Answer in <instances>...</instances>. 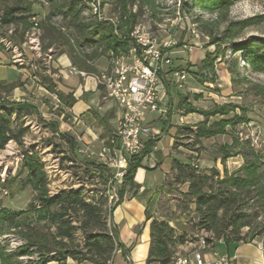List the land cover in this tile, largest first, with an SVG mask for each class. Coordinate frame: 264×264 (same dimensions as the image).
<instances>
[{"label": "rangeland", "instance_id": "obj_1", "mask_svg": "<svg viewBox=\"0 0 264 264\" xmlns=\"http://www.w3.org/2000/svg\"><path fill=\"white\" fill-rule=\"evenodd\" d=\"M32 1L37 27L32 25L26 31L23 43L16 45L8 38L12 35L13 27L3 29L6 35L0 37L1 40L8 41L5 45L0 43V55L7 58L9 65L26 69L30 80L34 82L33 84L29 82L30 89L25 95L13 99L11 93L8 100L22 101L35 108L31 115L12 116L13 127L23 125L27 129L26 134L20 144L9 141L0 151V175L4 169L7 170L6 175L0 177V211L7 209L24 212L35 194L29 186L24 187V180L28 176L27 172L23 171L24 154L36 156L40 161L38 164H42L47 190L51 196L60 191L82 188L84 198L89 200L94 194L107 196L109 189L108 184L101 183L96 175L90 174L91 167L87 170L89 174L85 173V166H91L90 162H96V154L107 143L101 144L98 140L94 141L95 143H87L83 133L74 129L69 108L60 103L56 83L62 81L61 76H65L69 68L61 70L57 67V58L60 57L57 56L59 51L57 46L46 51L42 50V30L39 23L47 14L48 5L41 3V0ZM214 2L215 0H155L152 9L145 8L140 21L146 24L149 33L158 43H162L171 36L176 44H180L170 55L172 64L167 71L169 68H177L186 75V79L180 83V86L168 76L166 77L174 102L170 106L172 118L169 123L176 128V131L173 134L174 143L172 147H168L170 159L164 166L163 184L154 192V200L150 206L151 218L159 222H167L174 231L173 239L183 237L184 245L197 244L199 238L203 236L196 225L198 217L193 204L183 195L187 191V185L175 182L176 173L171 168L174 162L171 158L190 166L194 161L198 166V174L213 176V183L224 179L248 181L247 185H243V193L246 195L242 196L244 200L242 211L246 214L248 226L241 229V234L252 237V242L264 247L262 209L264 208V73L250 69L252 50L234 51L235 44L247 43L252 39L264 44V0H238L229 10L223 12L215 9ZM101 8L102 20L93 16L89 10H86L84 15L98 22H110L113 25L110 21L113 17L110 15L106 0L101 1ZM53 23L61 26L62 22L57 18ZM34 28L37 31L34 37L39 49H31L29 45ZM192 28L199 34L198 39L191 37L189 31ZM1 33H3L2 30ZM183 44L188 47L185 51L181 49ZM10 45L16 46L17 50L15 51ZM206 54L213 56L215 71L213 82L210 81L213 77L207 70H200ZM128 57L129 54L125 53L114 56L113 67L116 68L126 62ZM15 58L21 60V64H14ZM98 59L99 62H108L106 57ZM95 66L99 73L108 70V68L105 70L104 65L98 62ZM228 66L235 68L234 76L228 73ZM88 75L95 76L86 73V76ZM44 77L49 78L54 85L53 93L42 83ZM204 79L208 82L202 84L201 81ZM16 83L19 88L25 90L22 83L19 81ZM41 86L48 94L40 90ZM71 89L74 90V87ZM177 94L188 97L190 104L199 110H212L215 105H229L231 109L236 106L237 108L232 111L230 109L226 116L210 117L206 122L210 125L219 120H228L229 125L224 128L225 133L211 138H202L197 143L194 134L197 126L204 121V117L196 112L191 115L189 123H185V119L181 123L180 117L183 115L181 108L176 107ZM1 96H5V93H1ZM82 97L84 98L85 94ZM95 109L98 111L96 106ZM98 112L102 114L101 111ZM240 116L244 117L242 122L231 124ZM91 120L88 118L85 123ZM49 124L56 125L59 134L66 132L76 139L78 149L73 155L69 153L57 134L51 132ZM97 125L94 121L91 126L95 128ZM186 128L189 130L187 131ZM106 135L104 129L100 128L97 133L98 139L107 137ZM250 165H256L258 171L251 174L248 171ZM215 172L218 173V177L214 175ZM106 176L108 177L109 174L106 173ZM162 180L160 169L151 171L146 187L153 189ZM214 185L219 186V184ZM120 187V183L114 185L117 192ZM22 218L23 216L19 220ZM16 232L18 231L0 222V249H5V254H15L16 259L13 261L15 264H33L38 260L37 255H20L25 242ZM76 239L80 243L83 242L80 234L76 235ZM181 246L183 245L171 246L175 257ZM0 264H3L1 260Z\"/></svg>", "mask_w": 264, "mask_h": 264}, {"label": "trees", "instance_id": "obj_2", "mask_svg": "<svg viewBox=\"0 0 264 264\" xmlns=\"http://www.w3.org/2000/svg\"><path fill=\"white\" fill-rule=\"evenodd\" d=\"M237 1L215 0L214 6L216 10L223 12L229 10ZM41 3L48 5L47 14L39 23L42 30V50L46 51L57 46L59 49L57 56L66 54L74 68L87 74L97 75L99 72L94 63L98 58L106 57L109 60L110 55L113 57L121 53L130 55L134 43L129 38V34L133 27L140 23L145 8L154 7L155 0H106L110 15L116 21L113 25L110 22H98L94 18L86 17L84 13L88 8L85 0H41ZM32 4V0H0V31H3L0 37L6 35L3 29L13 27L12 35L8 38L16 45L23 43L24 35L32 27L35 19ZM57 18L61 20V26L54 25L53 21ZM178 46L180 44H176L175 47ZM234 47V51L252 50L250 69L264 73L263 42L252 39L247 43L235 44ZM213 67V56L206 54L200 70H207L212 75L211 82L215 78ZM227 70L231 76L236 74L235 68L228 66ZM169 71L179 70L169 68ZM205 82L208 80L201 81L202 84ZM42 83L51 93L55 91L49 78L44 77ZM165 85L168 86L166 83ZM17 87L16 82H0V151L9 141L20 144L26 134L27 129L23 125L13 127L12 116H28L35 110L27 103L8 100ZM98 89L104 94L101 86H98ZM1 93H5V96H1ZM58 99L67 108H71L75 103L72 96L63 97L58 94ZM188 100V97H180L179 106L183 114L197 112L204 117V121L197 126L194 134L197 143L202 138L225 133L224 128L229 125L228 120H219L210 125L206 122L210 117L226 116L231 109L229 105H215L214 109L207 111L197 109L188 103ZM235 108L237 107L233 106L230 111ZM169 116L168 113L167 118ZM94 117L107 127V117H101L97 113H94ZM243 119L242 116L237 117L236 122L231 124H239ZM49 128L51 132L57 134L69 153L73 155L78 149L76 139L68 133L59 134L56 125L49 124ZM161 133H165V128ZM157 141L147 142L141 155L129 162L120 190L117 192L118 202L108 210L107 196L94 194L87 200L84 198L82 188L60 191L51 196L47 190L42 164H38L40 161L36 156L24 154L23 171L28 175L24 180V187L29 186L35 194L24 212L7 209L0 211V222L18 231L16 233L25 242L20 255L36 254L38 260L33 264L51 262L60 264L67 259L77 264L84 262L107 264L112 261L115 251L120 247L116 228L112 224L113 210L122 201L125 187L133 184L137 169L141 167V162L153 150ZM90 165H84L85 173L89 174L87 170L91 167L90 174L96 175L101 183L108 184L110 170L96 162H90ZM171 168L176 173L175 182L187 185V191L183 195L194 206L198 217L196 224L198 229L209 235L206 239L207 245L218 241L227 245L253 241L252 237L241 234V229L248 226L246 214L242 211L244 201L242 196L246 195L243 193V185H247V180L224 179L213 183V176L198 174L197 169L176 160ZM248 171L253 174L258 168L256 165H250ZM106 173L109 174L108 177ZM214 175L218 177L217 172ZM262 209L264 212V208ZM22 216V220H19ZM77 234L81 235L82 243L77 241ZM173 234L174 231L167 222L150 221V249L147 264L173 263L175 254L171 246L185 243L183 237L173 239ZM15 259V254H5V249H0V260L3 264H15L13 263Z\"/></svg>", "mask_w": 264, "mask_h": 264}, {"label": "crops", "instance_id": "obj_3", "mask_svg": "<svg viewBox=\"0 0 264 264\" xmlns=\"http://www.w3.org/2000/svg\"><path fill=\"white\" fill-rule=\"evenodd\" d=\"M97 62L102 66L104 65L103 68L105 70L110 66L109 61L104 63L99 62V59H97L95 65ZM57 67L61 70H67L73 66L68 56L63 54L57 58ZM61 77L62 81L56 83L57 91L63 97L72 96L75 100L73 106L69 108V113L73 118L74 129L83 133L87 143H93L96 140L98 142L100 141L101 144L107 143L120 117V111L116 104L112 100L104 97L103 92L98 89V84L93 76L63 75ZM16 81L22 83L25 90L21 89V87L14 89L12 92L13 99L23 96L26 91H29V82L31 80L26 69H18L15 66L9 65L7 58L4 55H0V82L11 83ZM31 83L33 84L34 82L31 81ZM69 87H74V90ZM39 88L40 90L42 89L41 91L46 92L43 89L44 87L41 86ZM84 94L85 97L81 98ZM172 97L169 87L165 85V90L161 98V113L150 115L147 118L149 126L161 132L165 128V133L159 137L153 150L143 159L141 167L137 169L134 175L133 184L125 187L122 201L113 210L112 224L116 228L120 247L113 255L112 264H147L150 249V221L153 220L151 218L150 206H152L154 200V192L160 189L163 184L164 166L169 163L168 160L170 159V149L168 147H172L174 143L173 134L176 131V128L170 126L169 123L172 118L170 106L174 103ZM180 97L183 96L177 94L176 107H180ZM188 103H190L189 100ZM95 106L102 114L95 109ZM180 111L183 115L180 118L183 121L185 119V123H189L188 120L193 113L184 115L182 109ZM94 113L108 118L107 127L95 119ZM168 113L170 116L167 118ZM88 118L92 119L91 122L85 123V120ZM94 121L98 124L95 128L91 126ZM100 128L104 129L107 137L98 139L97 133ZM176 161L179 162V160ZM157 169L162 171L163 180L155 188L148 189L146 187L148 175L151 174V171ZM196 246L197 244L183 245L179 247L176 255H188ZM201 255L207 263H212L221 257H227L231 264H264V247L255 242L231 243L227 245L222 241H218L208 245L201 251ZM65 264L77 263L68 259L65 261ZM82 264L90 263L84 262Z\"/></svg>", "mask_w": 264, "mask_h": 264}, {"label": "built area", "instance_id": "obj_4", "mask_svg": "<svg viewBox=\"0 0 264 264\" xmlns=\"http://www.w3.org/2000/svg\"><path fill=\"white\" fill-rule=\"evenodd\" d=\"M101 1L85 0L90 13L99 20L103 19ZM110 21L116 24L113 18H110ZM33 22L37 27L35 19ZM35 32H37L36 28L29 41L31 49H39L34 37ZM189 32L191 37L199 38L194 28ZM129 38L133 41L134 48L130 51L127 61L114 68L115 58L110 55L108 70L94 76L98 86L103 88L104 97L112 100L120 111V117L111 137L96 154V163L110 170L107 190L109 208L118 202L114 185L122 183L129 162L141 155L147 142L158 140L162 135L161 131L148 125L147 118L161 113V98L165 90L166 77L174 80L179 86L186 79L184 72L167 71L172 64L170 55L176 46L171 36L158 43L149 33L146 24L140 22L133 27ZM0 43L5 45L8 41L0 40ZM10 47L17 50L16 46L10 45ZM181 49L185 51L188 47L183 44ZM16 59H13V63L21 64V60ZM65 74L86 76V73L74 67L69 68ZM180 122L183 123L181 118ZM191 167L198 169L194 161L191 162ZM202 233L203 236L199 238L196 248L188 255H176L172 264H231L227 257L218 258L212 263L203 260L201 251L208 246L206 239L209 235L203 231ZM107 264H112V261Z\"/></svg>", "mask_w": 264, "mask_h": 264}, {"label": "bare ground", "instance_id": "obj_5", "mask_svg": "<svg viewBox=\"0 0 264 264\" xmlns=\"http://www.w3.org/2000/svg\"><path fill=\"white\" fill-rule=\"evenodd\" d=\"M9 152H10V151H9ZM6 173H7V170L4 169V171H3V173H1L2 175H0V177H1V178L4 177V176L6 175Z\"/></svg>", "mask_w": 264, "mask_h": 264}]
</instances>
